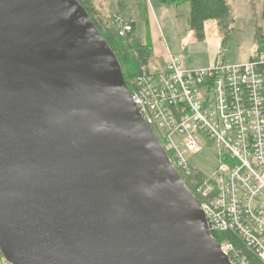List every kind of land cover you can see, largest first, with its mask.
<instances>
[{"label":"water","instance_id":"obj_1","mask_svg":"<svg viewBox=\"0 0 264 264\" xmlns=\"http://www.w3.org/2000/svg\"><path fill=\"white\" fill-rule=\"evenodd\" d=\"M7 264H232L77 0H0Z\"/></svg>","mask_w":264,"mask_h":264},{"label":"built area","instance_id":"obj_2","mask_svg":"<svg viewBox=\"0 0 264 264\" xmlns=\"http://www.w3.org/2000/svg\"><path fill=\"white\" fill-rule=\"evenodd\" d=\"M116 20L120 36L131 31ZM222 57L181 69L170 56L161 70L138 76L130 95L177 173L190 180L210 232L233 234L264 264V52L245 64ZM203 150L217 160L209 177L190 165ZM194 173L203 177L192 180ZM220 249L232 264H250L229 239Z\"/></svg>","mask_w":264,"mask_h":264},{"label":"rangeland","instance_id":"obj_3","mask_svg":"<svg viewBox=\"0 0 264 264\" xmlns=\"http://www.w3.org/2000/svg\"><path fill=\"white\" fill-rule=\"evenodd\" d=\"M117 9L115 0H109ZM142 0H126L127 7L120 13L123 21L132 18L135 22L134 33L137 37L145 36L144 23L138 20V10L135 7L136 2ZM154 1L157 5L158 0H146L151 8V14H155L159 20L162 36L167 40L171 49V57L177 59L178 66L183 69L202 68L213 63L218 52L222 53V58L227 64H245L249 62L250 56L254 51L255 29L264 25L260 18L262 3L258 0H233L232 10L234 13V22L231 25L232 31L229 39L222 45V35L214 21H208L204 24V38L198 40L193 32L189 30L188 13L189 5L181 4L173 7L172 10H165L166 17L156 11ZM161 9H170L166 6H159ZM162 11V10H161ZM125 19V20H124ZM151 62L150 70L157 72L161 67L157 62ZM192 169L201 172L205 177H209L217 166L215 156L207 150H203L190 160ZM4 264V262H1Z\"/></svg>","mask_w":264,"mask_h":264},{"label":"trees","instance_id":"obj_4","mask_svg":"<svg viewBox=\"0 0 264 264\" xmlns=\"http://www.w3.org/2000/svg\"><path fill=\"white\" fill-rule=\"evenodd\" d=\"M77 1L86 10L99 35L116 56L122 70L124 82L130 93H132L135 79L138 76L147 75L151 71L149 65L152 60V49L149 42L148 31L146 30V35L141 39L135 35L132 21H123L121 19L124 24L131 26V31L125 33L123 36L119 35L120 24L116 19L120 18V13L126 7L124 0H115L117 3V10L115 12L104 11L102 8L103 0ZM231 1L232 0H159V3L163 6L175 7L184 3L189 4L190 12L187 19L188 26L195 38L203 40L204 24L208 21H214L221 32L223 45L230 37L232 31L231 25L234 22L230 7ZM138 10L140 13V20L147 26L145 3L139 5ZM261 19L264 22V4ZM261 52H264V25L260 26L256 31L254 54L250 58V61L256 60ZM157 139L159 140L158 136ZM168 157L170 158L169 154ZM179 176L187 190L197 198L193 186L190 184V180L186 179L181 174H179ZM202 177V175L194 173L191 179L199 181ZM211 236L219 245L226 239L232 241L236 250L241 255H245L250 264H263L255 257L253 252L246 249L243 243L233 234L211 232ZM229 260L232 261V257H229ZM2 261L3 257L0 254V264H2Z\"/></svg>","mask_w":264,"mask_h":264},{"label":"crops","instance_id":"obj_5","mask_svg":"<svg viewBox=\"0 0 264 264\" xmlns=\"http://www.w3.org/2000/svg\"><path fill=\"white\" fill-rule=\"evenodd\" d=\"M124 1H126V0H124ZM248 1H250V0H248ZM251 1H253V0H251ZM258 1H261V3H262V9L260 12V18H261V13L263 11L264 1L263 0H258ZM158 2H159V0H158ZM232 2H233V0L230 2L231 10H232ZM142 3H145V13L147 15V26H145V24H144V29H145V32H146V30L148 31L149 42H150L151 49H152V60H151V62L156 63L155 64L156 67H158L157 62H159L161 67H158V68H160L159 70H161L162 68H164L168 58L171 56V54L169 52V51H171V49L169 48V46L167 44V40L165 39V37L162 36V32H161L162 30L159 26V20H157L154 13L151 14V8H150L149 4L146 3V0H142L141 2H136L135 7H137V10H138V6L141 5ZM102 4H103L102 8L104 11L115 12L117 10V9H114L113 4L109 0H103ZM125 5L127 7L126 2H125ZM159 6H163V5H161L160 3H157V5H156V3L154 1V7H155L156 11H158L162 14V18L160 19L161 21L163 20V18L166 17L165 10H172V8L175 7V6H166V8H170V9H165V8L161 9V7H159ZM189 12H190V7H189ZM138 13H139V10H138ZM232 14L234 17L233 10H232ZM188 15H189V13H188ZM120 19H121V17H120ZM127 20H131L132 23L135 25V22L133 21L132 18H129ZM138 20L141 21L140 20V13L138 16ZM259 27L260 26H258L255 29V36H256V31ZM134 29H135V26H134ZM255 36H254V46H255ZM143 37L144 36L139 37V38L142 39ZM253 54H254V51H253ZM253 54L250 56V58L253 56ZM250 58H249V60H250ZM151 62H150V64H151ZM179 68H181L180 65H179ZM181 69H183V68H181Z\"/></svg>","mask_w":264,"mask_h":264}]
</instances>
